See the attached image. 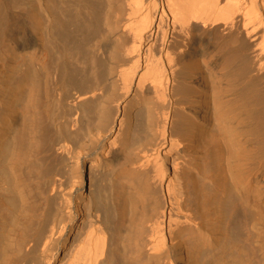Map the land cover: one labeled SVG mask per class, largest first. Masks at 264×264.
Masks as SVG:
<instances>
[{
  "label": "bare ground",
  "instance_id": "1",
  "mask_svg": "<svg viewBox=\"0 0 264 264\" xmlns=\"http://www.w3.org/2000/svg\"><path fill=\"white\" fill-rule=\"evenodd\" d=\"M25 20L39 67L0 64V264H264V0H0V45ZM106 65L135 104L102 106Z\"/></svg>",
  "mask_w": 264,
  "mask_h": 264
},
{
  "label": "rangeland",
  "instance_id": "2",
  "mask_svg": "<svg viewBox=\"0 0 264 264\" xmlns=\"http://www.w3.org/2000/svg\"><path fill=\"white\" fill-rule=\"evenodd\" d=\"M121 1H118V3H117V1L116 2H114V3H111L108 7L110 8H108L107 7V11L105 12L106 14H108L107 16H108V20H113V21H115V18H118L117 16L119 15L120 16V14L123 12V10H121V7H123V3L121 2ZM122 4V5H121ZM17 5V7H14V11L15 12H19V14H22V12L24 11L25 12V10H23L24 9V7L25 6H23V5H21L22 7H23V9H22V7H20L18 4H16ZM15 5V6H16ZM19 6V7H18ZM121 6V7H120ZM16 9V10H15ZM123 9V8H122ZM20 10V11H19ZM23 10V11H22ZM22 11V12H21ZM119 11H120V13H119ZM122 11V12H121ZM118 13V14H117ZM112 14V15H111ZM115 14V15H114ZM117 14V15H116ZM110 15H111V17H110ZM114 15V16H113ZM22 16H23V14H22ZM113 17V18H112ZM26 18V17H25ZM110 18V19H109ZM26 21V20H25ZM24 21V22H25ZM27 23V21L25 22V27H23L22 29L23 30H20V29H17L16 30V33H14L15 35H13L12 37H13V39H12V37H10L9 39L8 38H5V40L7 39L8 41L7 42H5L4 43V40L1 42V45H0V49H2L3 50V52L1 51L0 52V64L2 63L3 64V68L5 69V70H12V72H14L13 70H17V71H15V72H19L18 70H20V69H23V68H25L26 66H28V67H30L31 68V65L33 64V63H38V62H36V61H33V57H35L34 56V54H32L33 53V51L35 52L37 49L34 47V48H32L33 46H35L33 43V38H32V34H33V32H30L31 30H29V26H27L26 27V25H28V23ZM112 24H110V26H111ZM113 25H114V23H113ZM112 25V26H113ZM24 28H26V29H24ZM28 28V29H27ZM109 29H111L112 30V32H113V27L111 28V27H109ZM27 30V31H26ZM18 31H20V32H18ZM23 31V32H22ZM29 31V32H28ZM22 32V33H21ZM25 33V34H24ZM32 33V34H31ZM27 34V35H26ZM28 34H30V35H28ZM98 38H100V37H98ZM119 40V39H118ZM118 40H116V41H118ZM121 40H119V42H120ZM119 42H117V43H119ZM4 43V44H3ZM30 43V44H29ZM33 44V45H32ZM3 45H4V47H3ZM32 45V46H31ZM3 47V48H2ZM33 49V50H32ZM29 53H31V55H33V56H31L30 57V55H29ZM2 54V55H1ZM28 55H29V57H28ZM31 58V59H30ZM27 59H30V61L29 60H27ZM32 60V61H31ZM27 61L28 62H30L31 63V65H26L27 64ZM1 64V65H2ZM29 64V63H28ZM36 64H33V66L34 67H36V68H38L39 66H38V64L36 65ZM45 65L47 66V67H49L48 65H50L49 64V62L47 63H45ZM33 66H32V68H33ZM46 66H44V67H46ZM44 68V69H48V68ZM105 67V66H104ZM35 68V69H36ZM43 68V67H42ZM111 68V69H110ZM39 71H40V69H38ZM45 70V71H46ZM50 70H51V72L52 73H50ZM43 70L41 69V73L44 75L45 73H43L42 72ZM104 71V72H103ZM111 71L113 72V65H111L110 67H109V65H106V68H103L102 69V79H101V81L103 80V79H106L104 82L105 83H110V85L109 86H106L104 89V92H105V97H104V99H106L105 101H104V99H103V101H104V105H102L103 107H105L106 106V104L107 105H110L111 103L113 104L114 102L115 103H118V102H121V104H123L124 102L123 101H130V102H132V104L131 105H133V104H135V102L137 101V99H129L130 97L125 93V95H124V92L123 91H121L118 87H116L115 85H113L112 84V80L111 79H109L110 77H111V75L113 74V73H111ZM47 72H49L50 73V75H52L53 76V73H54V76L56 77V73H55V70H54V68H52V69H48L47 70ZM40 73V72H39ZM40 73V74H41ZM49 73H46L44 76H42V74H41V77L40 78H43V77H46V75L48 74L49 75ZM104 74V75H103ZM49 75V76H50ZM49 76H47V77H49ZM52 76H50V77H52ZM54 76L52 77V79L54 78ZM4 79V78H3ZM45 79V78H44ZM44 79H41V81H43ZM47 79V78H46ZM51 78H48L47 80H49V81H47V82H49V83H51L52 84V82L54 83L55 82V79L56 78H54L53 80H52ZM52 80V81H51ZM0 81H3L4 82V80H2V78H0ZM45 81V80H44ZM51 81V82H50ZM107 81H109V82H107ZM3 82H0V85H3ZM2 83V84H1ZM49 83H47V84H49ZM43 85H44V82H43ZM54 84H52L51 86H53ZM48 87V86H47ZM58 90V94H60L61 92L59 91V89H57ZM57 90H56V88H55V93L57 94ZM56 94H55V96H56ZM57 94V95H58ZM149 96V95H148ZM151 98V99H150ZM156 99V98H155ZM169 98H166L165 99V101H167V103L169 104ZM150 102H149V101ZM157 101H154V98L153 97H150L149 96V98L147 97V101L149 102V104H148V107H149V111L152 113V115L153 116H156L155 115V113L157 114V115H159L158 114V112L159 111H163V112H165L166 111V109L165 108H167L165 105H167L168 106V104L167 103H165V101L163 100V102H164V104L162 103V101L161 100H158V99H156ZM152 101H154V102H152ZM160 103V104H159ZM163 105H162V104ZM137 105H139V103H137L136 104V106ZM57 108H58V110H59V106H57ZM57 108H56V113H58L60 110H61V108H60V110L58 111L57 110ZM165 109V110H164ZM162 112V113H163ZM160 113V112H159ZM150 137H152V138H150V139H144V138H142L140 141H136V143L135 142H133L135 145L133 146V144H131L132 145V147H136L137 145L139 146H143V147H149L150 145L149 144H151V143H153V142H156V140H158V137H157V139H155V137H153V136H151L150 135ZM155 140H154V139ZM137 146V147H138ZM140 146H139V148H140ZM56 163V162H55ZM57 164V166L56 167H60V165H61V167H63V164H60L59 162H57L56 163ZM55 164V165H56ZM59 169V168H58ZM261 171H262V175H263V177H264V164L259 168ZM58 173H56V177H58V178H60L64 173L63 172H60L59 173V171H57ZM261 187H262V189L260 190V192H262L263 194H264V184H262L261 185ZM11 227L13 228V225H11ZM39 248L40 247H38L37 249H35V250H33V253L32 254H29V255H31L32 257H34V258H32L31 257V262H30V264H36V262L40 259H38L37 257H41L40 256V251H38L39 250ZM37 252V253H36ZM36 254V255H35ZM38 255V256H37ZM42 255V254H41ZM34 261H33V260Z\"/></svg>",
  "mask_w": 264,
  "mask_h": 264
}]
</instances>
